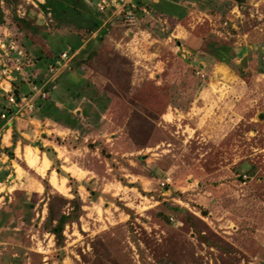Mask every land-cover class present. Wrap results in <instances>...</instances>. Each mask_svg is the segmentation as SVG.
<instances>
[{
	"label": "rangeland",
	"instance_id": "rangeland-1",
	"mask_svg": "<svg viewBox=\"0 0 264 264\" xmlns=\"http://www.w3.org/2000/svg\"><path fill=\"white\" fill-rule=\"evenodd\" d=\"M143 1L151 14L126 22L90 0L102 15L90 38L106 28L103 42L89 65L70 69L69 56L57 72L55 40L88 41L61 30L39 39L42 59L25 60L19 33L0 27V264H89L95 240L119 264H264V0ZM16 11L52 30L33 0ZM41 77L55 81L44 100L72 104L75 129L36 110L2 117L14 83L32 94L30 79ZM38 144L55 151L65 176L50 160L44 172L28 165L29 149L47 157ZM57 192L82 200L61 260L44 226Z\"/></svg>",
	"mask_w": 264,
	"mask_h": 264
},
{
	"label": "trees",
	"instance_id": "trees-1",
	"mask_svg": "<svg viewBox=\"0 0 264 264\" xmlns=\"http://www.w3.org/2000/svg\"><path fill=\"white\" fill-rule=\"evenodd\" d=\"M4 1L6 5V9L11 12L13 19L12 21H8V18L5 16L4 12H2V6L0 4V27H10L12 30H16L19 33V36L16 39V42L19 45L20 49L24 50L25 60L29 58H33V56L38 55V58L42 59L43 48L40 47L38 41L40 38H48L58 35V32L61 30H66L67 32L74 33L77 36V40L82 43L87 42L86 47L80 49V43L72 40L69 37L67 40L69 41L70 46L64 43V41H60V39L55 40L56 44H63L60 49H54L52 51V59L50 62L53 66H57L56 61H60V55L64 52H67L68 55L72 58L69 63V67L71 69L72 64L81 66V65H89L90 60H92L93 54L99 43L103 42V36L106 33V28L100 30L99 34L95 36V39H91L90 37L100 28L102 24V18H99L96 10L92 6H90V0H44V3L39 0H33L40 10L45 14L50 16V23L52 25V30L47 32L46 26H40L39 24L33 22L31 19L27 17H21L17 14V9L20 5L25 4V0H0V3ZM93 1V0H91ZM137 2L140 4L141 8H146L144 1ZM143 2V3H142ZM102 16V15H100ZM120 16V15H119ZM121 19V18H120ZM10 23V24H9ZM102 34V35H101ZM70 39V40H69ZM75 44H73L74 42ZM79 50V51H78ZM94 50V51H93ZM61 52V53H60ZM15 53V52H14ZM234 55L238 58L241 57L242 52L239 49L234 50ZM223 59V58H221ZM66 66V65H65ZM64 69V68H63ZM62 72V73H61ZM57 77V79L63 74V70L61 71ZM32 81L33 88L44 86V91L47 93H51L54 87L55 81H51L47 78H39V79H30ZM25 85V84H24ZM31 86V87H32ZM25 89H20L16 83H14V91L13 94L20 98L24 95H31L30 91L26 92ZM78 98V97H77ZM47 98H42V96H38L35 99V107L38 115L45 119H52L55 122L62 123L67 127V129L73 130L78 125V118L76 114L70 113L73 111V106L70 103L69 109H61L58 108L51 100H44ZM13 110L8 107L5 109V114L7 118L12 115ZM58 114V115H57ZM136 139L135 141L141 143L140 145H144L148 139H144L143 142H139V139L136 136L132 137ZM58 143H62L60 138H56ZM14 146L12 148H6L5 152L7 156L11 159L15 157L14 148L17 143V137L14 134L13 137ZM90 149H96L99 143H91L86 144ZM40 148L42 153H45L50 161L54 164V170L58 175H64L65 173L61 170L60 160L58 158H54L52 154L55 151L52 148H45L41 144L37 145ZM14 147V148H13ZM103 151V150H102ZM52 166V167H53ZM70 182L77 183L74 178L71 176H67ZM45 190L47 192L50 191L51 184L48 179H44L42 182ZM92 196L95 198L96 194L91 192ZM26 209L31 207L30 204L25 205ZM82 213V200L79 195L75 193V197L73 199H67L61 194L54 193L49 194V203H48V218L45 221V230L49 233L53 234L56 240V244L58 246V259L63 258L64 250L63 245L65 241L64 231L67 224L74 222L79 219V214ZM4 222V218L0 219V227ZM98 240L92 241L90 244L94 251V260H89V264H119L114 262L111 258V253L105 246V251L100 252L103 248V245L100 248L97 246ZM102 242V241H101ZM18 264V263H16ZM201 264V263H200Z\"/></svg>",
	"mask_w": 264,
	"mask_h": 264
},
{
	"label": "built area",
	"instance_id": "built-area-1",
	"mask_svg": "<svg viewBox=\"0 0 264 264\" xmlns=\"http://www.w3.org/2000/svg\"><path fill=\"white\" fill-rule=\"evenodd\" d=\"M139 1H143V0H139ZM96 5L99 7L98 10H100L101 12H104L107 10L119 9L118 15H120L122 19L126 22H129L128 20L136 22L137 19L135 15H137V13H139L141 10L140 4L137 2V0H97ZM225 25H227V22L225 23ZM68 57L69 55L67 52H64L60 55V58H61L60 61H56L57 67H56L55 72H57V70H59L60 67L61 68L63 67L61 64V61ZM198 74H200V72H198ZM7 93H8L7 107L13 110L12 115L9 118L14 116L16 112H19V111L22 112L23 110H26L29 113L34 112L36 110V107H35L36 97L37 96H42L43 98L47 97L46 92L44 91V86L39 87V88L35 87L33 88V92L31 95L29 96L22 95L20 98H17L13 94V92H7ZM2 117L4 119H9L6 117V114H3ZM166 182H169V179H167Z\"/></svg>",
	"mask_w": 264,
	"mask_h": 264
},
{
	"label": "bare ground",
	"instance_id": "bare-ground-1",
	"mask_svg": "<svg viewBox=\"0 0 264 264\" xmlns=\"http://www.w3.org/2000/svg\"><path fill=\"white\" fill-rule=\"evenodd\" d=\"M4 140H8L7 135H5ZM18 151H20L19 148L17 149V152ZM27 161H28V165L35 167L36 169L43 171V172L46 171V169L50 166V164H49L50 161L47 157L44 156L43 158H40V157L34 155L33 153H31V149L28 150ZM52 184L59 189L63 188V184H61L55 178L52 179Z\"/></svg>",
	"mask_w": 264,
	"mask_h": 264
},
{
	"label": "crops",
	"instance_id": "crops-1",
	"mask_svg": "<svg viewBox=\"0 0 264 264\" xmlns=\"http://www.w3.org/2000/svg\"><path fill=\"white\" fill-rule=\"evenodd\" d=\"M40 2H42L41 0H39ZM187 1V0H186ZM154 3H155V5H157V4H159L160 3V0H154L153 1ZM188 3H190V2H188ZM155 8H157V6L155 7ZM141 10H140V12L139 13H141V12H143V14H148L149 13V11H147V9H145V8H140ZM149 14H151V13H149ZM148 14V15H149ZM146 17V16H145ZM147 18H149L148 16L146 17V19ZM177 24V23H176ZM63 64H62V66H65L66 65V63L65 62H62ZM8 84H10L11 85V83H8ZM7 91V90H6ZM11 129V128H10ZM8 130V129H5L6 130V132H8L9 133V131H11V130ZM5 137V134L3 135V138ZM3 141H5V140H3ZM26 147V146H25ZM28 147V146H27ZM9 148V147H8ZM16 148H14V150H15ZM17 149H18V147H17ZM17 149L15 150L16 152H17ZM20 149V148H19ZM47 156V155H46ZM9 158V157H8ZM48 169V168H47ZM46 169V170H47ZM77 175V174H76Z\"/></svg>",
	"mask_w": 264,
	"mask_h": 264
}]
</instances>
